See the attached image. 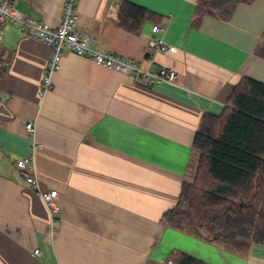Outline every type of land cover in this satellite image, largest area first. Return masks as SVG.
<instances>
[{"label":"crops","instance_id":"crops-1","mask_svg":"<svg viewBox=\"0 0 264 264\" xmlns=\"http://www.w3.org/2000/svg\"><path fill=\"white\" fill-rule=\"evenodd\" d=\"M124 1L160 16L139 35L118 25ZM65 0H17L26 16L57 28ZM198 0H79L78 27L93 47L143 72L174 70L173 84H148L65 49L53 88L39 95L51 48L9 24L0 59V264H173L180 252L206 264H264L161 223L179 198L204 113L219 114L243 78L264 84V0L240 4L229 21L195 23ZM160 25L165 32L154 34ZM161 37L171 51H154ZM35 123L34 135L27 123ZM33 155L38 186L16 160ZM57 190L52 224L42 194ZM40 253L35 255V251Z\"/></svg>","mask_w":264,"mask_h":264},{"label":"trees","instance_id":"trees-1","mask_svg":"<svg viewBox=\"0 0 264 264\" xmlns=\"http://www.w3.org/2000/svg\"><path fill=\"white\" fill-rule=\"evenodd\" d=\"M255 1L198 0L195 23L205 16L229 21L238 5ZM117 17L119 27L133 35H139L147 21L161 19L128 1ZM257 55L264 59V42ZM1 60L0 80L10 65ZM192 150L197 162L193 169L189 164L178 201L161 223L248 257L254 245H264V84L243 78L221 113H204ZM170 259L173 264H206L180 252Z\"/></svg>","mask_w":264,"mask_h":264},{"label":"built area","instance_id":"built-area-1","mask_svg":"<svg viewBox=\"0 0 264 264\" xmlns=\"http://www.w3.org/2000/svg\"><path fill=\"white\" fill-rule=\"evenodd\" d=\"M17 0H0V47L3 42V33L9 24L15 25L25 36L46 43L51 48V55L45 67L44 76L41 82L39 95L44 96L52 90V77L60 68V63L65 49H69L78 54L85 55L93 59L98 65L105 66L116 71L134 75L141 74L148 84L167 82L173 84L177 74L174 70L160 68L154 72H143L136 62L130 59L121 58L112 53H102L97 51L93 44L95 39L91 34L82 31L77 24V6L79 0H65L63 5L62 21L57 28H52L47 23L26 16L15 6ZM154 34L160 35L165 30L160 25L152 28ZM149 46L154 51H171L173 47L165 42L161 37L149 39ZM4 62L0 59V68ZM27 130L34 135L35 123H27ZM16 167L24 172L27 184L37 187L39 184L36 174L34 156L30 155L15 162ZM44 202L49 211L52 224H57L61 218L62 207L60 194L57 190H50L42 194ZM40 253L35 251V255Z\"/></svg>","mask_w":264,"mask_h":264},{"label":"rangeland","instance_id":"rangeland-1","mask_svg":"<svg viewBox=\"0 0 264 264\" xmlns=\"http://www.w3.org/2000/svg\"><path fill=\"white\" fill-rule=\"evenodd\" d=\"M196 162H197V155L194 154V156H193V160L191 161V168H192V169H193V167L195 166ZM191 172H192V170H191Z\"/></svg>","mask_w":264,"mask_h":264}]
</instances>
